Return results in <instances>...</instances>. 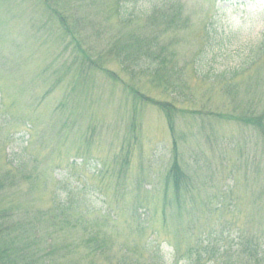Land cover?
I'll return each mask as SVG.
<instances>
[{
	"label": "rangeland",
	"instance_id": "obj_1",
	"mask_svg": "<svg viewBox=\"0 0 264 264\" xmlns=\"http://www.w3.org/2000/svg\"><path fill=\"white\" fill-rule=\"evenodd\" d=\"M54 2L58 15L0 0V204L38 260L189 264L209 235L233 251L238 233L264 231V135L241 121L264 112V0ZM131 33L160 57L165 89L109 55ZM86 47L96 64L79 62ZM134 89L178 107L177 150Z\"/></svg>",
	"mask_w": 264,
	"mask_h": 264
},
{
	"label": "trees",
	"instance_id": "obj_2",
	"mask_svg": "<svg viewBox=\"0 0 264 264\" xmlns=\"http://www.w3.org/2000/svg\"><path fill=\"white\" fill-rule=\"evenodd\" d=\"M54 1L55 0H40V2H42V5H44L51 13H55L56 15H58L57 9L55 8L56 3ZM128 9H129L128 4L119 5L118 10L120 13V18L122 20H125L127 18L128 11H129ZM130 19L132 18H130L129 16V20ZM74 35L77 39H81L76 33ZM140 40H141V36L138 33H131L129 37L127 38V41L125 40L126 42L122 45L114 46V49L109 52V55L110 53L112 55L115 54L119 58L121 63L131 62V64L134 65L135 67H140L142 69H150V68L154 69L156 73H155V76H153L152 81L157 84V87L165 89L167 87L169 80L167 77L161 75L160 66L156 64L157 60L160 59V57L154 53H151L150 51H145L140 44ZM121 41L123 40L121 39ZM149 43H150V40H148L146 44L148 48H149ZM78 44L79 46H81V45H84V42L81 43L78 40ZM135 46H140V47H135ZM92 51L93 49H91V47H89V49L86 47L85 49L86 55L83 58H80L79 62L87 63V60H88L89 62L96 64L97 63L96 59L87 53V52H92ZM173 58H174V54L172 53L171 54L172 61H173ZM196 64H197V61H196ZM101 69L105 71L103 67H101ZM133 92L136 95L135 100L141 103H151L153 105L158 106L166 115L173 135L177 133L176 120L178 118L177 117L178 107L174 103L168 102V101H156L154 98H151L150 96L145 95V93L139 91L138 89H134ZM229 118H234L237 120L236 116L229 117ZM241 121L254 125L264 135V112L262 113L261 116L244 117L241 119ZM176 143L177 141L175 140V149L177 150ZM184 178H185V173L181 169V166L178 162V154L176 151L175 161L169 172L168 180H173V186L177 193H180L181 184ZM1 193H2V186L0 184V203L3 201L4 195H5L4 194L3 196H1ZM11 217L13 218V220L9 221L8 219ZM15 220H16L15 215L11 214L8 216L7 209L1 206L0 204V233L2 231H9V236L11 238L10 243L8 244L1 237V234H0V264H44L41 260H38L37 252L32 251L28 243L25 242L24 238L26 236L23 235L24 234L23 230L22 231L17 230L16 232H14V229H12L13 227L15 228L16 225L21 224ZM257 236H260V237H257ZM237 239L238 241L234 244L235 251H223L225 253L230 254L228 255L229 259L235 256H238L239 259L241 260L246 259L251 262H254V261L257 262V259L260 261L264 259V231H251L247 233L246 236L237 235ZM248 239H251V240H248ZM206 242L209 243L212 248L206 247L204 240H199L197 242L196 248L191 249L190 251L199 250V249L204 248L205 252L197 251L198 252L197 253L196 251H194L195 253H192V254L199 255V258H202V256H204V254L207 253L211 256L212 260L218 259V262L216 264H226L220 255L222 250L220 246L213 241L212 235H209L207 237ZM202 245H204L205 247H203ZM94 248L95 250L102 249L100 246H95ZM92 252L96 255H99L98 252H101V251H92ZM228 260L226 261L228 262ZM198 261H201V260H198ZM213 264H215L214 261H213Z\"/></svg>",
	"mask_w": 264,
	"mask_h": 264
}]
</instances>
